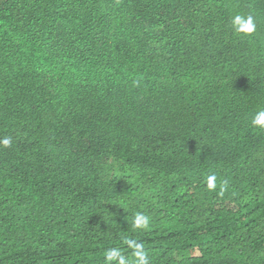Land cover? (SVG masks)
Here are the masks:
<instances>
[{"label":"trees","instance_id":"16d2710c","mask_svg":"<svg viewBox=\"0 0 264 264\" xmlns=\"http://www.w3.org/2000/svg\"><path fill=\"white\" fill-rule=\"evenodd\" d=\"M261 110L264 0H0V264H264Z\"/></svg>","mask_w":264,"mask_h":264},{"label":"clouds","instance_id":"9594fccd","mask_svg":"<svg viewBox=\"0 0 264 264\" xmlns=\"http://www.w3.org/2000/svg\"><path fill=\"white\" fill-rule=\"evenodd\" d=\"M231 25L234 34L238 36H250L255 33L257 24L253 15H243L236 14L231 18ZM251 126L254 128L264 129V110L258 111L251 118ZM11 138L4 137L0 139V147L7 148L11 146ZM205 187L209 192H217L218 195H223L227 189V180L220 182L219 186L217 184V176L213 173L208 175L206 178ZM133 226L136 229H147L150 227V218L138 212L133 218ZM125 243L129 248L133 250L132 255L134 260L132 264H150L149 256L144 250V244L142 242H137L135 239L126 240ZM105 264H129L128 259L122 254L120 249L111 248L106 251L105 254Z\"/></svg>","mask_w":264,"mask_h":264}]
</instances>
